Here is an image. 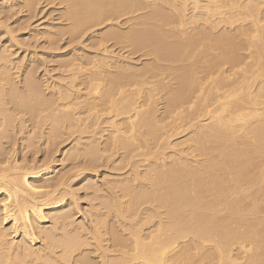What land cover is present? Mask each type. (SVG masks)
Instances as JSON below:
<instances>
[{"label":"bare ground","instance_id":"6f19581e","mask_svg":"<svg viewBox=\"0 0 264 264\" xmlns=\"http://www.w3.org/2000/svg\"><path fill=\"white\" fill-rule=\"evenodd\" d=\"M0 264H264V0H0Z\"/></svg>","mask_w":264,"mask_h":264},{"label":"rangeland","instance_id":"374dc122","mask_svg":"<svg viewBox=\"0 0 264 264\" xmlns=\"http://www.w3.org/2000/svg\"><path fill=\"white\" fill-rule=\"evenodd\" d=\"M43 4H44V3H43ZM43 4H41V6H39V7L42 8V9H41L42 11H43L44 8H45L43 14H42V11H41V14H42L43 16H42V15L38 16V14H39V13H38V14H37V16H38L37 18H36V16L33 17V18L31 19L32 22H30V25H31L30 28H35V27H37V28H35V29H41L42 27H44V26H43V25H44V22H45V24H46V22H48V20H49V22H50V20L52 21V17L55 18V17L57 16V15L55 16V14H57V10H54L55 13L53 12V10H51V9H54V8H52L53 6H49V7H48V5H47L46 7H45V6L42 7ZM47 7H48L49 10L46 9ZM50 10H51V12H50ZM47 11H49L50 13H54V15L52 14L53 16L50 15V16H51V19H49L50 16L48 15V12H47ZM44 13H45V15H47V16H49V17L46 18V16L44 15ZM21 14H22V13H20V14L18 13L17 16H13V19L18 18ZM44 16H45V17H44ZM54 16H55V17H54ZM41 17H42V20H40ZM43 17H44V18H43ZM11 19H12V18H11ZM11 19L9 20V23H12V22L14 21L13 19H12V20H11ZM36 19H38V20H36ZM43 19H44V20H43ZM54 20H57V19H54ZM11 21H12V22H11ZM40 21H41V22H40ZM37 22H39V23H37ZM53 22H54V21H53ZM56 22H60L59 19H58V21H55V23H56ZM34 23H35V25H34ZM13 24H14V22H13ZM37 25H38V26H37ZM99 27H100V26H98V27H96V28H99ZM101 27H102V29H105V28H104V25H103V26L101 25ZM101 27H100V28H101ZM100 28H99V29H100ZM24 30H25V29H21V30L18 29V30L16 31V34H19L22 38H23V36L27 38V35H28V34L25 35L24 33H25V32H28V29H26L25 31H24ZM3 36H4V35H3ZM42 39H43V38L40 37V38L38 39L39 41L37 40V48H36V51H38V55H37L38 57H41V58L44 57V58H46V59L48 58V59H47V63H48V65L46 64V66H47L48 69H50L51 67H53V64H55V63H53V62H51V61L48 62V60H49V58H50L49 56H53V55H55V54H61V53H63V52L66 53V54H67V53L69 54V53L71 52L72 47H74V46H78V45H79V44H77V45H76V44H73L72 46L70 45L71 47L68 46L69 48L66 46L68 49L65 48V46H64V50H63V45H64V43H65V40H63L64 42L61 40L60 43H59V46L61 47V49H59V48H58V49H55V50H57V51L54 50L55 52H52V55L46 56L45 54H41V53H43V52H48V50H47L45 47H44V48H45V49H44V48L40 45V44H42V43H41V42L43 41ZM31 41H33V40L31 39V40L27 41V42H26L27 44H26L24 47H27V46L30 45V46H29L30 49H31V48H34V45H36V43H34V42L31 43ZM85 43H89V41H87V42H85ZM65 45H66V44H65ZM80 45H81V44H80ZM38 46H39V47H38ZM81 46H82L81 48H83L82 50L79 48V50H81V52H84L85 50H86V51H89V50H87L88 47H86V46H84V45H81ZM79 47H80V46H79ZM85 47H86V48H85ZM84 48H85V49H84ZM89 48H90V47H89ZM44 50H46V51H44ZM59 50H60V51H59ZM67 50H69L70 52L67 51ZM90 50H91V48H90ZM42 51H43V52H42ZM66 51H67V52H66ZM19 52H20V51H19ZM19 52H18V54L15 55V57H17V55H19ZM78 52H79V51H78ZM114 52H118V49H115ZM119 52H121V51H119ZM53 53H54V54H53ZM136 53H137V54H136ZM50 54H51V53H50ZM135 55H136V56H135ZM140 55H142V52H140V53L135 52V54H131V56L129 55V59H127V60H128L129 62H131L132 64H136V65L139 64V65H140L141 62H144V61L147 59L146 56H144V55H143V56H140ZM45 56H46V57H45ZM141 57H142V58H141ZM132 58H133V59H132ZM131 59H132V60H131ZM52 63H53V64H52ZM41 68L43 69L44 66L41 67ZM41 68H40L39 70H41ZM51 73H52V74H55L56 71L54 70V71H52ZM38 156H40V154H39Z\"/></svg>","mask_w":264,"mask_h":264}]
</instances>
